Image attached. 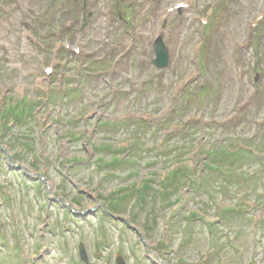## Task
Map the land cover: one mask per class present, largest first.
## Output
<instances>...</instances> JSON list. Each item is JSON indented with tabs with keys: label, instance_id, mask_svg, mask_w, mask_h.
I'll use <instances>...</instances> for the list:
<instances>
[{
	"label": "rangeland",
	"instance_id": "obj_1",
	"mask_svg": "<svg viewBox=\"0 0 264 264\" xmlns=\"http://www.w3.org/2000/svg\"><path fill=\"white\" fill-rule=\"evenodd\" d=\"M260 15L264 0H0V146L21 166L0 149V264H83L80 243L86 264H264Z\"/></svg>",
	"mask_w": 264,
	"mask_h": 264
},
{
	"label": "water",
	"instance_id": "obj_2",
	"mask_svg": "<svg viewBox=\"0 0 264 264\" xmlns=\"http://www.w3.org/2000/svg\"><path fill=\"white\" fill-rule=\"evenodd\" d=\"M154 54H155V58L152 61L153 65L159 70L166 69V67L169 64V56H168V51H167V49H166V47H165V45H164V43H163L161 38L156 42V46H155V49H154ZM0 149L5 153V155L7 157V167H8V169H10V170H18V169H20L21 166L19 167V166L11 164L10 156H9L8 152L4 149V147L0 146ZM86 213L87 212H85V213L77 212L76 214L79 215V216H83L84 217ZM111 217L114 218V219H117V220H119L121 222H124V220L122 218H117L115 216H111ZM138 235L141 237L140 233H138ZM141 241L143 243H145L142 238H141ZM147 251H148V255H154L155 256V261L156 262L161 263V260L158 259L157 255L154 252L150 251L148 248H147ZM78 252H79L80 260L82 262H84V263H88L87 254H86L85 248H84L82 243H80L78 245ZM116 264H124V263L120 259V257H117L116 258Z\"/></svg>",
	"mask_w": 264,
	"mask_h": 264
},
{
	"label": "trees",
	"instance_id": "obj_3",
	"mask_svg": "<svg viewBox=\"0 0 264 264\" xmlns=\"http://www.w3.org/2000/svg\"><path fill=\"white\" fill-rule=\"evenodd\" d=\"M244 154V152H238V153H235V154H226V155H224V154H221V152H217V153H215V154H213V155H210V157H212L211 159L213 160V161H215V162H221L222 160H224L223 158L224 157H227L226 159H231V160H234V161H236V162H239L240 160H242V159H245V157H243L241 154ZM246 156V155H245ZM247 158V157H246ZM208 162H206V165H205V168L206 167H211V165H209V164H207ZM172 175L175 177V176H178V177H180L181 175H182V172L179 170V171H174V172H172ZM182 179H183V181H185V185H186V180H187V174L185 173L183 176H182ZM178 181V180H177ZM151 187H150V185L147 183V185H146V187H145V189L147 190V189H150ZM238 211H236V213H237ZM237 215H239V213H237ZM237 215H235V216H233V217H236ZM232 217V216H231ZM186 242V241H185Z\"/></svg>",
	"mask_w": 264,
	"mask_h": 264
},
{
	"label": "bare ground",
	"instance_id": "obj_4",
	"mask_svg": "<svg viewBox=\"0 0 264 264\" xmlns=\"http://www.w3.org/2000/svg\"><path fill=\"white\" fill-rule=\"evenodd\" d=\"M121 61V60H120Z\"/></svg>",
	"mask_w": 264,
	"mask_h": 264
}]
</instances>
